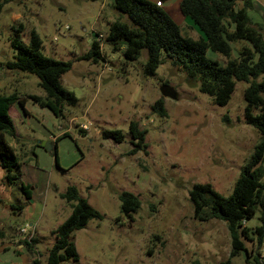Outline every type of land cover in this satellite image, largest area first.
Listing matches in <instances>:
<instances>
[{"label":"rangeland","instance_id":"obj_1","mask_svg":"<svg viewBox=\"0 0 264 264\" xmlns=\"http://www.w3.org/2000/svg\"><path fill=\"white\" fill-rule=\"evenodd\" d=\"M157 1L179 23L183 36L199 37L192 20L180 12V0ZM252 3L249 16L254 23H264V0ZM117 18L129 22L113 9L111 0H13L0 12V94L16 92L26 97L27 115L17 104L9 110L16 131L7 140L22 163L13 172L20 178L25 169L23 174L33 188L32 197L22 205L21 223L12 229L13 216L2 221L7 236L0 241V264H26L33 259L46 264L55 240L52 232L71 213L59 196L67 186H74L101 217L88 220L70 235L78 258L60 264H216L226 259L233 264H253L245 251L229 258L226 224L196 219L189 199L195 183H209L219 194L229 196L262 139L244 119L247 83L237 81L230 100L221 106L201 92L199 83L189 80L182 68L167 60L154 74H145V49L127 62L123 47L114 52L106 44L108 26ZM19 23L24 25L19 35L22 42H28L29 31L34 29L46 56L71 62L62 84L78 101L66 108L64 117L27 98L44 95L35 75L4 66L13 59L10 38ZM92 42L99 44L103 57L97 62L81 58ZM206 55L225 62L217 53ZM163 84L175 90L176 99L162 97L159 87ZM158 99L163 100L165 116L151 109ZM132 120L145 131L144 150L133 152ZM104 130L121 131L123 140L103 138ZM64 132L68 135L62 136ZM50 135L58 138L54 154L40 145ZM258 170L264 184V158ZM7 186L9 193L15 190ZM4 190L0 187V193ZM122 192L140 201L138 210L129 216L121 210ZM10 199L18 205L12 194ZM259 215L257 211L245 225L251 229L260 225ZM20 224H31L26 231H33L27 238L35 239L33 252L23 243L27 233L22 234ZM19 235H24L22 240ZM244 247L264 260V237L260 244L255 236L252 242L244 241Z\"/></svg>","mask_w":264,"mask_h":264},{"label":"trees","instance_id":"obj_2","mask_svg":"<svg viewBox=\"0 0 264 264\" xmlns=\"http://www.w3.org/2000/svg\"><path fill=\"white\" fill-rule=\"evenodd\" d=\"M10 1L13 0H0V12L4 4ZM111 5L129 22L120 18L112 21L108 26L106 44L114 52L123 47L122 54L127 62L134 61L145 49V74H154L157 67L167 60L173 66L182 68L189 80L199 83L201 92L208 94L215 105L221 106L230 100L237 81L247 83L243 91L244 119L262 139L240 170L229 196L219 194L209 183H195L189 190V199L196 219H217L226 224L231 245L229 258L245 251L247 261L252 258L253 264H264L259 253L252 256L244 247V241L252 242L255 236L260 244L264 237V184L260 181L258 170L264 158V23H254L249 16L248 11L253 8L252 0H180V12L188 16L201 33L196 39L183 36L180 25L156 1L111 0ZM23 30L22 23L15 27V34L10 38L13 59L5 62L4 66L9 70L35 75L44 95L32 94L27 98L48 108L53 115L64 117L66 108L75 106L78 101L74 93L62 84V76L70 70L71 62L46 56L42 52V41L34 29L29 31L25 44L19 37ZM239 43L241 45L235 48L234 45ZM233 49L235 56L232 55ZM208 51L221 55L225 62L219 63L207 57ZM81 58L94 62L103 59L99 44L92 42L89 51ZM25 98L16 92L0 94V167L9 185L16 183L18 177L13 171L20 163L7 140V137H15V126L8 110L17 104L27 115ZM151 109L159 116L166 114L162 99L156 100ZM129 134L133 152L146 148L145 131L139 128L136 121L129 122ZM67 135V132L62 134ZM101 135L115 142L123 140L119 130H104ZM53 149L55 152V145ZM21 189L26 198L31 197L29 184L21 183ZM59 196L70 206L71 213L52 232L55 240L48 250L46 264H60L69 259L76 261L78 257L70 235L83 228L88 220L101 217L80 197L74 186H67ZM119 200L121 210L127 216L140 207L137 196L129 192H122ZM17 208L21 210L22 206ZM257 211L261 224L254 229L248 228L245 220L253 217ZM6 236L5 229L0 226V240ZM34 242L35 239L23 241L31 252ZM36 263L37 260L33 259L26 264ZM216 264L233 263L226 259Z\"/></svg>","mask_w":264,"mask_h":264},{"label":"crops","instance_id":"obj_3","mask_svg":"<svg viewBox=\"0 0 264 264\" xmlns=\"http://www.w3.org/2000/svg\"><path fill=\"white\" fill-rule=\"evenodd\" d=\"M152 1H156L157 4L159 1L157 0H152ZM180 2V1H179ZM163 3L162 1L160 2V4ZM162 6L164 7V3L162 4ZM167 10V9H166ZM179 24V23H178ZM11 107V106H10ZM10 110V108H9ZM8 110V112H9ZM11 117V116H10ZM15 126V125H14ZM15 131H16V127H15ZM53 135H50L48 138H46L47 141H50L52 143V145L54 146L55 145V142L57 141L56 140V137L53 136ZM51 138H55L54 141H51L52 139ZM9 142V141H8ZM11 145V144H10ZM52 153L54 154V149L52 151ZM57 164V162H56ZM20 165H22V163L20 162ZM25 172V169H23V173ZM22 173V175H18L20 178H18V180L16 181V183L14 184H11V189H15V190H11V193H9L10 189L8 188L7 186V183L4 181V172L2 170H0V187H5V190L2 191L0 193V200H1V203L0 205L2 206V209L0 210V226L4 228V223L2 222L4 220L5 217H12L13 216V221L11 222V225L10 228H15L16 226L15 225H19V223H21V216L23 215V213L25 212V208L24 206H22L24 204V202L26 201V197H25V194L23 193L22 189H21V183L23 184H29L32 188V185L27 181L28 178L25 177V175ZM9 185V184H8ZM15 192V193H14ZM33 193V188H32V191ZM13 195V197H15V201L18 202V205L16 206L12 199H10V195ZM31 197H32V194H31ZM24 200V201H23ZM18 206H22V209L21 210H18ZM23 226H26L24 224H20V228H24ZM31 226V224H29L28 226L26 227H29ZM29 231V230H28ZM28 231L22 233V234H26ZM24 235L21 237L20 235L18 236V240H22ZM33 235V231L30 230V233H27L26 234V240L29 241L27 238L30 236ZM25 240V239H24ZM2 241V240H0ZM18 248H23V245L22 244H18L17 245Z\"/></svg>","mask_w":264,"mask_h":264},{"label":"water","instance_id":"obj_4","mask_svg":"<svg viewBox=\"0 0 264 264\" xmlns=\"http://www.w3.org/2000/svg\"><path fill=\"white\" fill-rule=\"evenodd\" d=\"M159 92L162 95V97H167L171 99H176L177 97L175 90L172 87L165 84L159 87ZM40 145L43 146L49 152L53 151V145L50 141H42Z\"/></svg>","mask_w":264,"mask_h":264},{"label":"built area","instance_id":"obj_5","mask_svg":"<svg viewBox=\"0 0 264 264\" xmlns=\"http://www.w3.org/2000/svg\"><path fill=\"white\" fill-rule=\"evenodd\" d=\"M158 4H160V2H158ZM100 38H101V36L99 35V39H100ZM82 127L85 128V125L83 124ZM26 229H27V227L25 226L24 228H21L20 231H21L22 233H24V232H26Z\"/></svg>","mask_w":264,"mask_h":264}]
</instances>
